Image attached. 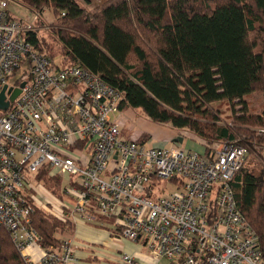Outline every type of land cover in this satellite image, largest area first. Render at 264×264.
Masks as SVG:
<instances>
[{
	"label": "built area",
	"instance_id": "obj_1",
	"mask_svg": "<svg viewBox=\"0 0 264 264\" xmlns=\"http://www.w3.org/2000/svg\"><path fill=\"white\" fill-rule=\"evenodd\" d=\"M12 7L28 9L0 0V95L6 88L9 103L0 107V229L25 264H264L232 187L247 149L224 144L207 156L176 139L122 137L120 92L81 66H54L25 38L41 14L31 24ZM44 171L63 178L59 203L38 179ZM51 207L66 222L98 223L114 243L140 250L110 261L69 238L47 248L32 216Z\"/></svg>",
	"mask_w": 264,
	"mask_h": 264
},
{
	"label": "trees",
	"instance_id": "obj_2",
	"mask_svg": "<svg viewBox=\"0 0 264 264\" xmlns=\"http://www.w3.org/2000/svg\"><path fill=\"white\" fill-rule=\"evenodd\" d=\"M23 1L41 14L37 26L46 7L59 14L63 59L45 51L37 29L26 41L54 66L78 65L99 75L122 95L121 111L140 110L152 123L190 132L204 141L207 156L226 142L245 147L246 159L253 146L262 160L257 150L264 151V134L253 128H264V114L250 115L246 98L264 94V0H109L95 11L77 0ZM223 101L233 107L229 125L214 106ZM139 140L153 139L143 134ZM245 162L232 187L264 262V167L250 171ZM32 221L47 248L59 245L57 234L71 222L41 208ZM0 264H25L3 228Z\"/></svg>",
	"mask_w": 264,
	"mask_h": 264
},
{
	"label": "rangeland",
	"instance_id": "obj_3",
	"mask_svg": "<svg viewBox=\"0 0 264 264\" xmlns=\"http://www.w3.org/2000/svg\"><path fill=\"white\" fill-rule=\"evenodd\" d=\"M107 1L109 0H77V2L86 10L88 11H95L96 8L100 5L105 4ZM19 2H21L24 6H26L28 8V5L25 4V2L23 0H19ZM13 10L16 12V14L19 17H22L25 21H27L28 23L34 24V12H32V10L23 8V7H12ZM40 20V19H39ZM41 23L39 26H37V22L36 24V29H37V33L38 36L41 37L44 40V43L46 44L45 46V51L47 53L56 55L55 59L59 60V59H63L62 56V44L60 43L59 39H58V35L56 30H59L60 27L63 26V24L60 21V17L59 14L57 15L55 13V11L53 10V8L51 6H48L44 9V12L42 13V19H41ZM61 23V26H60ZM134 60H132L133 62ZM246 101L248 103V110L250 111V115H263L264 114V94L261 91H257L254 92L253 94L249 95L246 98ZM215 108H219L223 111V116H222V121L221 124L222 125H229L233 123V107L231 108L230 105L228 104V102L223 101V102H218L215 103ZM232 106V105H231ZM237 109H241L240 106L237 107ZM126 112V111H125ZM132 113L135 115V119L132 118H127L128 120V124L127 127L122 128L121 130V136L129 139L131 136H135L138 133H136L137 131V121H139L140 119H142L143 121H146V117L142 114V112L140 110H132ZM122 116V114L118 113L117 117ZM146 119V120H145ZM149 123H151L150 120H148ZM256 127V126H255ZM255 131H257L258 133L260 132L261 134H264V128L262 127H257V128H253ZM156 130L158 132L159 129L156 128ZM185 136V141L183 143L182 146L187 147V148H194L193 150H198L200 152H203L205 150V146L202 145V140H200L197 136L191 134L190 132H183ZM153 140L149 141V143L151 144H159L160 142L157 141V139L155 137H152ZM193 139L196 141H193ZM193 143V144H191ZM227 145L228 143H220L218 142V144L216 145ZM194 145V146H193ZM215 145V146H216ZM166 146L170 147L173 146V143H167ZM218 146V147H219ZM217 147V148H218ZM216 148V149H217ZM249 150H250V155L248 157V159H246V162L244 164V167L248 168L250 171H256L257 169L264 167V151L262 150H257V152L261 151V153L263 154L262 156V160L260 159L259 155H257V153H255V147L253 146H248ZM215 149V150H216ZM41 174H46V177L48 179H53V181L47 182V179L45 181V178H41V180L45 183L46 185V189L49 192L53 193V197L51 196L49 198L50 202L53 203H59L58 201H62L63 200V192H62V187H63V178L61 175L56 174V173H50L49 171H44ZM167 186V183L165 184ZM175 188L174 187H169L168 191H174ZM47 202V199L45 200ZM39 205L42 207V203L39 201ZM48 213H51L54 217L61 216L60 213V209H58L57 207L54 209L53 207H51L49 210H46ZM56 214L58 216H56ZM61 218V217H60ZM99 220H103L102 222L104 224H106V221L104 219H99ZM108 221H112L114 222V219H108ZM71 226V225H69ZM66 225L64 230H60V233L57 234V237L59 239V242L62 240V238H64V234H67L68 231V227ZM71 230V229H70ZM60 234V235H59ZM92 239H86V236H80L79 239L81 241L82 244L85 243V247H91V250H94L95 254L98 255L99 257H102L104 259L107 260H114L115 258H118L119 255L122 253L119 251L112 245V247L110 246L105 247L104 246L106 244H102L103 242H99L100 240L95 238V237H91ZM111 239V236L109 235V240ZM96 240V241H95ZM108 238L106 241H109ZM79 241V242H80ZM119 243H117L116 245H118ZM136 251H139V245L136 244ZM83 251V250H82ZM85 251V250H84ZM85 253H90V250L87 249V252L85 251ZM35 256H37V253H34ZM111 261V260H110Z\"/></svg>",
	"mask_w": 264,
	"mask_h": 264
},
{
	"label": "crops",
	"instance_id": "obj_4",
	"mask_svg": "<svg viewBox=\"0 0 264 264\" xmlns=\"http://www.w3.org/2000/svg\"><path fill=\"white\" fill-rule=\"evenodd\" d=\"M122 113H123L122 114L123 117L121 119H123V118H125L126 120H127V118L135 119V115L132 113V110H128L126 112L124 111ZM127 124H128V120L126 123V127H127ZM137 127H138L137 131H136V133H138L136 135L137 137L139 135L147 134V135H151L152 137H155L158 142H162L164 140L173 141L177 138H183L185 141V136H183L184 133H180L179 131L173 129L169 125H159V124H155L152 122L149 123L148 120L143 121L142 119H140L139 121H137ZM156 128H158L160 132H158L156 130ZM193 141H195V140L193 139ZM183 143H179V145L182 146ZM191 144H193V143H191ZM182 147L186 148L188 150L198 151V150H193L194 148L192 149V148H187L184 146H182ZM198 152H200V151H198ZM60 215L61 216L63 215L62 211H61ZM69 225H71V226H69ZM67 226H69L68 227L69 232H67V234H64L65 235L64 238H69V239L73 240L75 244H77L81 247H84L85 243L82 244L79 237L80 236H86V239H92L91 237H95V238L99 239L100 240L99 242H103L102 244H106L105 246L108 248L110 246L112 247V245H113L118 251H123V252H128V253H137L138 252V251H136V248H135L136 246L130 242L124 241L123 243L116 245L117 243H114L112 239L109 240V235H110L109 230L105 229L104 227L100 226L99 224L85 223V222L81 221L80 219H75V221H71L70 224H68ZM102 228H104V229H102ZM107 238L109 241H106ZM87 249H86V252H87ZM82 250L79 251V254L82 258L85 259L86 253L84 250L83 251Z\"/></svg>",
	"mask_w": 264,
	"mask_h": 264
},
{
	"label": "water",
	"instance_id": "obj_5",
	"mask_svg": "<svg viewBox=\"0 0 264 264\" xmlns=\"http://www.w3.org/2000/svg\"><path fill=\"white\" fill-rule=\"evenodd\" d=\"M24 86V85H23ZM5 91H6V88L3 90V92L1 93L0 95V107L4 110H6L9 106V103L5 102V99H6V95H5ZM20 89L16 90L12 97H11V100L13 101L17 96L18 94L20 93ZM175 142H178V143H183L184 142V139L183 138H177L175 140Z\"/></svg>",
	"mask_w": 264,
	"mask_h": 264
}]
</instances>
